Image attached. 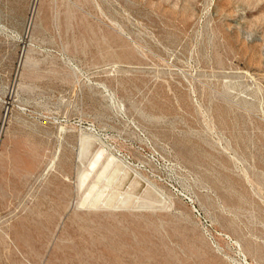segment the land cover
<instances>
[{
	"label": "rangeland",
	"instance_id": "obj_1",
	"mask_svg": "<svg viewBox=\"0 0 264 264\" xmlns=\"http://www.w3.org/2000/svg\"><path fill=\"white\" fill-rule=\"evenodd\" d=\"M0 264H264V0H0Z\"/></svg>",
	"mask_w": 264,
	"mask_h": 264
},
{
	"label": "bare ground",
	"instance_id": "obj_2",
	"mask_svg": "<svg viewBox=\"0 0 264 264\" xmlns=\"http://www.w3.org/2000/svg\"><path fill=\"white\" fill-rule=\"evenodd\" d=\"M86 145H87V144H86ZM86 145H85V147H82V148H83V150H86V147H87ZM81 155H82V154H81ZM125 205H126V204H125ZM125 205H124V206H125Z\"/></svg>",
	"mask_w": 264,
	"mask_h": 264
}]
</instances>
